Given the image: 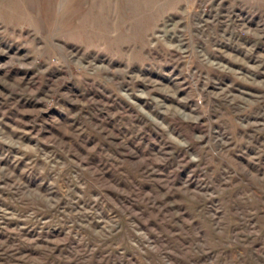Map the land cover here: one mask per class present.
Instances as JSON below:
<instances>
[{
	"label": "rangeland",
	"instance_id": "1",
	"mask_svg": "<svg viewBox=\"0 0 264 264\" xmlns=\"http://www.w3.org/2000/svg\"><path fill=\"white\" fill-rule=\"evenodd\" d=\"M0 264H264V0H0Z\"/></svg>",
	"mask_w": 264,
	"mask_h": 264
}]
</instances>
